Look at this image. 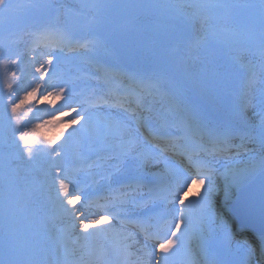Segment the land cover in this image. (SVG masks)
Here are the masks:
<instances>
[{"label":"snow or ice","instance_id":"1","mask_svg":"<svg viewBox=\"0 0 264 264\" xmlns=\"http://www.w3.org/2000/svg\"><path fill=\"white\" fill-rule=\"evenodd\" d=\"M39 7L31 0L24 4L0 0V18L9 20L21 10L31 12ZM93 7L92 26L106 32V37L81 43L68 40L54 28L46 34L66 40L57 46L60 53L65 47L69 52L91 50L111 40L129 56L151 62L159 73L157 82L163 80L174 92L178 139L185 143L145 135L146 121L135 113L132 122L108 119L94 123L90 109L124 108V104L110 102L96 91L87 97L78 93L61 75V56L56 52L43 60L31 57L28 67L21 54L0 46L7 90L0 97V120L14 146L13 156H6L0 164V264H73L68 257L89 248H99L100 255L80 264H184L180 258L190 236L204 254L201 259L198 252L193 264H237V254L239 264H264V93L258 101L259 111L257 101L247 92L238 104L230 91L229 68L217 54L208 50L203 56L192 55L205 47L203 38L171 54L163 47L166 38L189 25L218 37L212 32L213 20L217 13H228L243 26L245 41L258 40L264 53V0L186 3L181 7L192 10L187 14H176L170 11L173 6L158 3ZM135 12L143 13L146 23ZM189 58L200 67H191ZM25 77L30 83L19 98L17 91ZM256 80L255 69H250L247 86ZM44 101L53 108L63 101L56 109L59 115L54 112L43 123L25 122L22 111L31 112L34 102ZM66 116L70 117L67 121L62 119ZM50 128H59V135L49 138L45 129ZM113 128L126 138L119 145L102 146L115 153L109 156L115 169L113 181L119 183L124 175L134 179L102 197V210L92 213L88 210L92 195L74 176L87 165L75 167L73 152L89 139H102ZM65 129H70L66 135ZM153 140H163L165 146ZM169 151L180 159L169 165L165 158L160 168L161 158ZM18 163L42 176V183L21 176L14 166ZM41 188L46 194L43 203L38 198ZM197 188L201 191H194ZM233 200L243 218L240 228L246 235L241 239H237L236 223L223 211ZM208 244L218 249L221 259L207 258Z\"/></svg>","mask_w":264,"mask_h":264},{"label":"rangeland","instance_id":"2","mask_svg":"<svg viewBox=\"0 0 264 264\" xmlns=\"http://www.w3.org/2000/svg\"><path fill=\"white\" fill-rule=\"evenodd\" d=\"M38 1L42 2L38 3V5H40L41 7L34 9L31 12H24L23 10H21L19 13L14 14L9 20H4L3 18H0V46H2L6 52L12 51L14 53L19 54H21V52H24V49H26L25 46L22 45L23 47L21 49L19 45V41L23 40V38L24 40L26 39V36H23L24 32H29L30 30H32L35 32V36L40 39L41 36L39 33L43 31L41 28L42 26L45 27V30L54 28L58 31L65 33L63 27L57 24V21H54L58 18L59 12L61 11V9H59V6L56 5V7H48L49 5H52L51 2L50 4H48L46 3V0L45 2L44 0ZM57 1L59 2L60 0ZM78 1L86 5L92 4L91 0ZM13 2L24 4L27 3V0H13ZM31 2H33V0H31ZM216 2L245 3L248 2V0H101L98 1L96 4L158 3L173 6L170 11H173L176 14H187L189 13V11H187V8L181 7L186 3L200 4ZM256 2L258 3L259 0H256ZM90 6L91 5H89V7ZM223 14L224 13H217L212 24V32L218 34V37L206 33L203 29H198V26L193 27L189 25L186 26L184 29L178 31L174 36L166 38L164 40L163 47L166 49V51L168 48H179L187 50L189 45L203 38L205 42V47L199 49L198 52L194 51L192 55L203 56L208 50L214 51L219 57L220 63L227 65L229 68L228 80L230 82V91L232 97L239 104L244 99L243 94L247 92L249 97H254L257 101V111H259L258 98L259 96H261L262 93H264V81H262L264 80V73L261 72L262 65H264V57L255 56V53L250 52L248 48H241L243 44H252L254 46H259V41H245V30L243 26L235 18L229 16L224 18ZM134 15L140 16L141 21L146 23V21L144 20L143 13L135 12ZM68 20H70L71 27L80 26L82 28V31H79L78 34H73V42L82 43L83 40H87L89 38H91L92 40H97L104 38L107 35L106 32L102 30H96L92 26L93 19L89 18L86 12H79L77 15H69ZM51 22L56 23L55 26H49V23ZM38 38L33 39V41L29 42L30 44H28L26 51L28 54L30 53V55L26 58L25 62L27 64H29L31 56L35 57L37 60H43L47 57V54L56 52L58 55L61 56V75L65 80L74 85L78 93H82L85 97L90 95L93 91H96L98 94L104 96V92L102 89L105 88L106 84H103L101 81L105 77L96 78V76H99L100 74L99 72H97V69L98 67L108 68L107 65L110 66L111 64H114L115 70L124 73L131 72L135 80H140L141 87L138 89V94L141 97H144V99H135L132 95L128 94V90L124 91V93L129 95L131 100L135 99L137 100V102H141L143 108H149V111L155 114L156 117L146 115L149 121L155 124H160L164 123L165 121H168L167 119H169L170 122L179 126V118H174V116L177 115L179 117V113L175 110L177 100L174 98V93L167 87L166 83L163 80H160L159 83L157 82L159 73L155 70L156 66H154L151 62L143 58H134L132 56H129L120 45L114 44V42L111 40H108L106 45L95 46V48H92V50L94 51L93 53L91 51L86 50H79V52H69L66 49H64V52L60 53L57 48L52 49L50 47H45L44 49H42V51L39 48H32V46L39 42ZM14 39H17L15 40L16 42L14 41ZM218 40L219 42H217ZM53 62L55 63V60ZM71 64H74L73 68H71ZM188 64L191 67H200V65L194 63L191 58L188 59ZM253 68L257 73V80L253 85L248 87V71ZM3 81L4 70L3 68H0V97H2L3 92L7 91L3 87ZM155 82L157 83V87L155 86ZM129 92L135 94L134 92L136 91L133 92L129 90ZM142 94L144 96H142ZM158 94L159 96H156ZM147 95H152V97L155 99H152V97L145 98V96ZM105 98L107 99V97ZM151 100H154V102H151ZM110 102L114 103L115 101ZM62 103L63 101H57L55 108H53V106L50 105L47 101H44L43 103H40V109L42 110H38L36 113L41 114L44 119H52V114L54 112L56 113V115H59V113L56 112V109L59 108ZM65 111H68V109H65ZM109 111L118 112L115 108H105L103 110L90 109V112L93 116V122L103 123L104 120H101L99 116ZM168 111L172 117L168 116ZM72 115H75V113H73ZM62 119L67 121L70 119V117L66 116ZM257 120H259V117H257ZM55 131H57L58 136L60 129L57 128V130ZM68 131H70V129H65V135ZM5 137L6 131L4 128V122L3 120H0V139H4ZM60 139L62 141L63 137H61ZM125 139L126 138L123 137L120 131L117 129H112L110 132H106L102 139H89L85 144L74 149L72 163H82L81 166H75L83 167L85 164L87 165L85 161L88 160V158L85 157L87 152H83L84 150L99 149L102 146L107 145H119ZM179 141L182 143L183 140ZM180 142L178 145L181 144ZM239 142V140L236 141V143ZM6 156H11L10 151L2 144H0V164L3 163L4 158ZM165 158H167L169 165L173 164L172 160L165 153L164 157L161 158L162 162L160 164V168L164 167L163 159ZM241 158L244 161L247 160V156L243 154ZM100 164H102L101 161L94 165L93 168H91V170L88 172L84 171L74 173V176H76L79 181L82 178H85L83 180L85 181V183L79 182L80 186L85 190L87 188L90 191L97 190L93 187V185L90 186L89 183L93 180H97V176L94 175V169ZM111 166H113V162ZM103 175V179H100L98 177V179L100 180H97V184H95V186L103 188V192H105V194H109L111 192L108 191V189H110L109 186H112L109 183L110 178H108L110 174L105 173ZM99 192L101 191L99 190ZM189 194L193 193L190 192ZM44 195L46 196V194ZM39 200L41 201V199ZM88 210L89 212H93V209L89 208ZM223 211L225 212V209H223ZM99 243H103V240L101 239ZM99 255V248H89L85 250H77L68 258L73 261V264H80L81 260L87 261L90 258L97 257Z\"/></svg>","mask_w":264,"mask_h":264},{"label":"trees","instance_id":"3","mask_svg":"<svg viewBox=\"0 0 264 264\" xmlns=\"http://www.w3.org/2000/svg\"><path fill=\"white\" fill-rule=\"evenodd\" d=\"M48 1L52 2L53 6L59 5V7L62 9V13L59 14L58 18L55 21L60 22L61 24H63L65 26V28L68 31L66 37L68 40H71V36H69L70 35L69 31L72 30L73 28H71V23H70V20H68V17H69V15H72V11H70L66 8L75 7L79 10H82V11L85 10L91 16H95L96 15V9L93 6L96 5V3L98 1H101V0H91L92 4H89V5H91L90 7H89V5H86V4H84L78 0H76V1L75 0H60L59 2L57 0H48ZM194 4H196V3H194ZM190 10L191 9H187V11H189V13L191 12ZM28 30H30V29H28ZM31 31L32 30L25 33V36L28 37V39H25L26 40V44H25L26 49L28 47L29 41L32 40L34 37V33ZM59 40H60V42H62L64 44L66 43V40L64 38H61V39L59 38ZM56 44H57V42H56L53 34L44 33L43 37L41 38V41L36 45V47H44V46L54 47ZM20 45H22V44H20ZM29 67H31V65H29ZM29 83H30V80L27 77L23 78V84L17 91V96L19 98L23 97L24 89L27 87V85ZM37 96L39 97V93L37 94ZM13 99H16V97H14ZM17 102H18V100H17ZM34 104H35V106L32 107L31 112H28L26 110L22 111L21 114H22V117L24 118V120H26L28 118V116H31L32 112H36L37 110L40 109V103L34 102ZM27 107H29V106H25V109ZM46 120H50V119L45 118V119H40V120H34V121H32V123H43ZM55 130H57V128H50V129H45V132H46L47 136L49 138H51V137L57 136V131H55ZM0 144H2L4 147L9 149L10 154H11V156L9 158H11L14 154V146L12 145L11 137L7 132H6V137L4 139H0ZM14 166L18 167L21 176H23L27 179L35 178L37 181L42 183L43 177L40 176L38 173H30L28 171L27 165H25L23 163H18ZM44 194H45V192H44L43 188H41L40 192L38 193V198L41 199V201L39 200L41 203H43L45 201V195ZM43 195H44V198H43ZM39 206L40 205L38 204L37 207H39Z\"/></svg>","mask_w":264,"mask_h":264},{"label":"bare ground","instance_id":"4","mask_svg":"<svg viewBox=\"0 0 264 264\" xmlns=\"http://www.w3.org/2000/svg\"><path fill=\"white\" fill-rule=\"evenodd\" d=\"M36 34L34 33V36H35ZM41 35V34H40ZM36 38H38L37 36H36ZM38 40L39 41H41V39H39L38 38ZM38 43H36L34 46H32V48H34V47H36V45H37ZM21 53H23V52H21ZM22 56V59L23 60H25V57L23 56V55H21ZM22 67H24V65H22ZM28 67H29V65H28ZM149 112V111H148ZM151 113V112H150ZM153 114V113H152ZM124 115V114H123ZM122 114H120V113H117V112H113V111H109V112H106V113H103V114H101L99 117L101 118V120H104V121H106V120H108V119H111V120H113V121H120V120H124V121H128V119H127V117L125 118L124 116H123ZM153 115H155V114H153ZM113 129H117V128H113ZM118 130V129H117ZM130 181H126L124 184H127V183H129ZM93 210H95V209H93ZM95 211H93L92 213H94ZM220 257H221V255H219ZM222 258V257H221Z\"/></svg>","mask_w":264,"mask_h":264},{"label":"water","instance_id":"5","mask_svg":"<svg viewBox=\"0 0 264 264\" xmlns=\"http://www.w3.org/2000/svg\"><path fill=\"white\" fill-rule=\"evenodd\" d=\"M255 190H256V197H257V211H258V208H259V178H257V180H256ZM242 195H243V193L240 191L238 197H241ZM232 209H233L234 213H237L239 216H241L237 203H235L232 206ZM241 218H242V216H241ZM242 220H243V218H242Z\"/></svg>","mask_w":264,"mask_h":264}]
</instances>
